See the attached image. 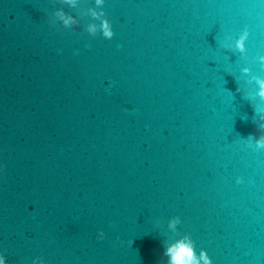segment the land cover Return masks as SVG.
<instances>
[{
	"label": "water",
	"instance_id": "1",
	"mask_svg": "<svg viewBox=\"0 0 264 264\" xmlns=\"http://www.w3.org/2000/svg\"><path fill=\"white\" fill-rule=\"evenodd\" d=\"M261 81L264 0H0L4 264H264Z\"/></svg>",
	"mask_w": 264,
	"mask_h": 264
},
{
	"label": "clouds",
	"instance_id": "2",
	"mask_svg": "<svg viewBox=\"0 0 264 264\" xmlns=\"http://www.w3.org/2000/svg\"><path fill=\"white\" fill-rule=\"evenodd\" d=\"M69 22L70 18L65 20L66 24ZM89 30L95 31L94 27H90ZM103 34L109 39L114 35L113 28L108 21L103 23ZM242 40L243 37L241 38V41H238L239 47H242ZM260 83V95L264 96V81H261ZM258 146H264V138H261V140L258 141ZM238 182L240 181L238 180ZM97 238L100 240L104 239V233L100 232ZM165 254L169 256V264H198L192 249V242L188 239L178 240L175 244L170 245ZM201 258L204 260L205 264H211V260L203 250L201 251ZM0 264H4V259L2 257H0Z\"/></svg>",
	"mask_w": 264,
	"mask_h": 264
}]
</instances>
